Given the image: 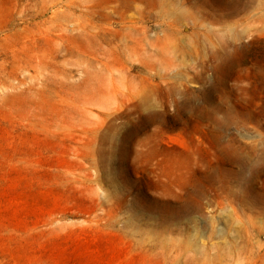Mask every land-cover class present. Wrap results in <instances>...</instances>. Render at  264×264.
Returning a JSON list of instances; mask_svg holds the SVG:
<instances>
[{
	"label": "rangeland",
	"instance_id": "rangeland-1",
	"mask_svg": "<svg viewBox=\"0 0 264 264\" xmlns=\"http://www.w3.org/2000/svg\"><path fill=\"white\" fill-rule=\"evenodd\" d=\"M70 236L264 264V0H0V264Z\"/></svg>",
	"mask_w": 264,
	"mask_h": 264
},
{
	"label": "crops",
	"instance_id": "crops-1",
	"mask_svg": "<svg viewBox=\"0 0 264 264\" xmlns=\"http://www.w3.org/2000/svg\"><path fill=\"white\" fill-rule=\"evenodd\" d=\"M115 239L118 243L115 247H101L86 248L84 250H75L64 255L62 263L60 264H124L128 253L122 251V238L112 237H90L85 236H70L64 237L62 241L67 244L76 245L78 242H104Z\"/></svg>",
	"mask_w": 264,
	"mask_h": 264
}]
</instances>
